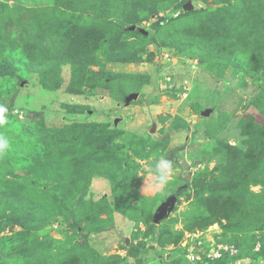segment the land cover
Here are the masks:
<instances>
[{"label":"rangeland","instance_id":"rangeland-1","mask_svg":"<svg viewBox=\"0 0 264 264\" xmlns=\"http://www.w3.org/2000/svg\"><path fill=\"white\" fill-rule=\"evenodd\" d=\"M227 1L232 7L226 0H0V60L12 70L0 76V136L9 139L0 153V264H264V222L245 232L226 230L224 220L183 229L193 176L220 162L223 143L244 148L248 121L264 122V78L249 60L264 57V0ZM249 2L257 16L245 21ZM134 50L133 62L106 61L110 52ZM77 54L99 58L113 75L100 79L90 65L73 77ZM131 92L137 97L126 104ZM94 124L92 143L111 144L87 163V147L78 144L79 162L43 153L40 127ZM162 158L173 164L164 184L153 172ZM77 166L93 173L84 204L54 207L45 187L59 188L58 174ZM250 190L264 191V179ZM169 196L167 217L151 230L148 218ZM20 207L34 218L17 223ZM41 216L52 220L35 229ZM214 251L221 256L208 257Z\"/></svg>","mask_w":264,"mask_h":264},{"label":"trees","instance_id":"trees-1","mask_svg":"<svg viewBox=\"0 0 264 264\" xmlns=\"http://www.w3.org/2000/svg\"><path fill=\"white\" fill-rule=\"evenodd\" d=\"M226 3H228L229 7H232L230 1L226 0ZM238 3L239 1L236 2V5ZM251 3L249 2L248 10L245 13V21L252 16H257ZM125 31L133 33L129 30ZM186 32L196 36L207 37L216 34V31L213 30H202L198 33H194L193 30ZM136 33L141 38H146L143 32ZM109 39L112 40V38ZM116 46L117 43L112 44L111 48H116ZM195 52L198 54L202 53L203 50L196 45ZM125 53L127 55L118 58L119 53L110 52V54H107L108 58L106 61L133 62L137 60L139 50ZM250 58L252 59L251 64L254 71L261 78H264V57L257 59L255 56H250L249 60ZM70 64L73 77H84L86 69L90 65L98 66V71L95 72V75L100 79L113 75L112 72L104 68L103 62L94 56H81L77 54ZM11 72L12 70L8 63L0 60V76L10 74ZM99 130L100 126L94 124L82 128L68 126L57 130H47L40 127L38 132L43 145V153L47 158H57L56 161L63 159L78 161V156L81 155L79 151H84L82 148L87 147L88 152L83 158L82 163L84 164L88 162V159H91V156L95 154L100 155L106 148H110L108 144L111 143L108 141L100 142V144L97 141L92 143L91 137H95L94 135ZM241 134L246 136L244 148L228 142L223 143L220 149V162L216 163L212 169L202 171L200 174L193 176L190 185L193 200L190 203V208L184 212V230L194 231L199 227L207 226L216 221L221 224V221L224 220V224L221 225L226 230L245 232L248 230L246 225H258L264 222V191L255 193L250 190V185L261 183L264 179V122L256 124L248 121L244 125ZM75 144H78L82 148L80 150L74 149ZM92 175L93 173L90 170L85 172L83 168L77 166L75 173L68 174V176L58 174L57 182L59 188L48 189L45 187L44 194L50 198L54 207H59L60 209L72 208L74 210L84 204L87 180ZM183 189L184 187L181 188V191ZM40 192L43 191L40 190ZM174 194L176 193L174 192ZM115 207L122 211V213H126L117 201L115 202ZM15 210L19 214L17 223L24 224L23 220H26L24 218L25 215L31 219L34 218L33 213L25 211L21 207L15 208ZM151 216L148 218V223L150 229L153 230L156 225L152 222ZM51 220V217L41 216L38 224L36 223L38 219L32 222V224L35 229H40L50 224ZM182 234L183 232H181ZM54 242L57 241L54 240ZM37 243L41 248V243ZM37 243L31 244L30 249L35 250ZM258 253H264L263 243H261ZM221 262V259L215 260L217 264ZM58 264H62V261Z\"/></svg>","mask_w":264,"mask_h":264},{"label":"clouds","instance_id":"clouds-1","mask_svg":"<svg viewBox=\"0 0 264 264\" xmlns=\"http://www.w3.org/2000/svg\"><path fill=\"white\" fill-rule=\"evenodd\" d=\"M6 111V108L3 105H0V115ZM9 147V139L5 136H0V153L5 152ZM173 164L172 161L168 159H160L156 164L153 172L156 176L157 181L160 184L167 182L168 177L172 171Z\"/></svg>","mask_w":264,"mask_h":264},{"label":"water","instance_id":"water-1","mask_svg":"<svg viewBox=\"0 0 264 264\" xmlns=\"http://www.w3.org/2000/svg\"><path fill=\"white\" fill-rule=\"evenodd\" d=\"M183 8H187V6L185 5ZM134 28V26H132V29ZM137 97V93L136 92H131L129 94H127L124 97V101L126 104H128L130 102V100L135 99ZM174 196H169L164 202H162L155 210V212L152 215V222L154 224L159 223L161 220H163L165 217H167L172 205H173V201H174Z\"/></svg>","mask_w":264,"mask_h":264},{"label":"built area","instance_id":"built-area-1","mask_svg":"<svg viewBox=\"0 0 264 264\" xmlns=\"http://www.w3.org/2000/svg\"><path fill=\"white\" fill-rule=\"evenodd\" d=\"M142 25L148 26L149 22L143 21ZM162 56H163L164 59H170L167 53H163ZM192 236L197 237V233L196 232L192 233ZM225 249L226 250L229 249L231 254L236 252V249H234V247L232 245H226ZM220 256H221V254L218 251H214V252L208 254V257H212V258L213 257L214 258H218ZM188 258L190 260H194L195 256H194V254L192 252H190V254L188 255Z\"/></svg>","mask_w":264,"mask_h":264}]
</instances>
